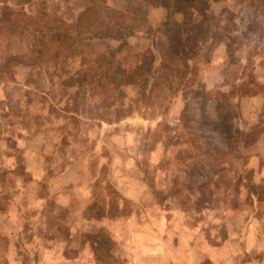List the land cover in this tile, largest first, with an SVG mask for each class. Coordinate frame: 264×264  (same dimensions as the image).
<instances>
[{
  "label": "rangeland",
  "instance_id": "rangeland-1",
  "mask_svg": "<svg viewBox=\"0 0 264 264\" xmlns=\"http://www.w3.org/2000/svg\"><path fill=\"white\" fill-rule=\"evenodd\" d=\"M88 6L0 0V159L17 161L0 170V264H264V0L212 3L206 35L194 12L186 26L137 0L98 2L73 54L30 66L33 34L54 29L39 17L72 24ZM167 18L181 24L172 49Z\"/></svg>",
  "mask_w": 264,
  "mask_h": 264
},
{
  "label": "trees",
  "instance_id": "trees-1",
  "mask_svg": "<svg viewBox=\"0 0 264 264\" xmlns=\"http://www.w3.org/2000/svg\"><path fill=\"white\" fill-rule=\"evenodd\" d=\"M138 3H143L146 6L150 7H160L164 8L166 12L168 13V16L173 15H181L184 20V24L191 25L190 22L193 18V12L196 13V16L200 18V21L198 23L192 24L193 26L197 27L200 32L204 33L206 35L209 31V24H206L207 22L214 20V14L211 10V4L220 0H184L187 3L181 4V5H173V0H137ZM91 3V6L86 7L79 15L77 21L75 23L69 24L64 22L61 19H58L56 17H49L46 15H42L39 17L42 20H45L46 27L43 28L45 31L47 29L53 27V31H49L48 35H42L40 37H37L36 33L33 34L32 40V50H31V63L30 66H36L38 63H40V58L43 61L44 53L52 52L53 54H57L60 52L61 48L66 50L68 54H73L72 49L76 44L80 43L82 38L80 36V31L90 32L91 29L95 26L97 27L100 24V21L98 19V16L95 15V5L98 2L104 3L106 0H89ZM132 15H145V8L138 5L134 6H128V11ZM170 18H167L161 29L162 35L165 37L166 41L168 42L170 49L173 48V42L175 35H177L178 30L181 28V24L177 23L176 21H172ZM37 21V20H35ZM10 26H13V21H10ZM36 23V22H35ZM44 24V25H45ZM16 27V26H15ZM60 29L58 31L57 28ZM107 30V27H105ZM37 29V28H36ZM32 33H34V31ZM41 32V31H40ZM73 32H75V35H73ZM92 36L97 39H103L107 36H109V31H92ZM47 36V37H46ZM122 37V36H121ZM120 38V37H119ZM117 37L116 39L119 40ZM148 68L147 63L140 64L136 67V69H133L132 76L135 78L141 77L139 73L141 74V71L143 69ZM137 76V77H136ZM162 79V76H158V81L160 82ZM112 206L110 208L109 217L115 218L117 216L116 213L112 211ZM110 246V239L108 237L102 236L100 240L93 241L92 243V251L94 252L97 259H99L100 252L103 250L107 251Z\"/></svg>",
  "mask_w": 264,
  "mask_h": 264
},
{
  "label": "crops",
  "instance_id": "crops-1",
  "mask_svg": "<svg viewBox=\"0 0 264 264\" xmlns=\"http://www.w3.org/2000/svg\"><path fill=\"white\" fill-rule=\"evenodd\" d=\"M26 151V150H25ZM26 153V152H25ZM1 155H2V158H3V162L1 161L0 159V170H6L8 172H12V171H15L16 169V159H15V156L14 154L11 152V150L8 151H4L1 152ZM72 168L73 166H68V168L64 169L63 171L61 170L60 172H58V174H56V176H54V181L56 183H61L62 186H64V183H67L68 180V175L69 173L72 171ZM62 198L63 196L62 195H59L57 196L56 198V202H58L59 204L63 203L62 201ZM43 202V201H41ZM38 218L39 219H42L43 215H42V210L41 209H38ZM31 247H26V248H29L27 250H32L34 252L38 251L39 247H36V246H33V245H30ZM68 248H70V245H63V244H60L59 242H54L51 244L50 246V250H54V252H61V255L63 256V252L66 250H68ZM16 251V245L15 246H12L10 247L9 249V252L10 253H15ZM10 264H16V254L15 255H10ZM64 263H63V262ZM83 261H80L79 259H76V260H60V262L58 263H52V264H82Z\"/></svg>",
  "mask_w": 264,
  "mask_h": 264
}]
</instances>
